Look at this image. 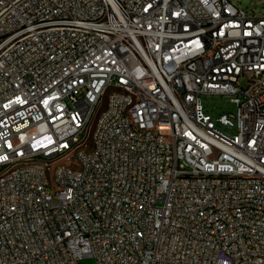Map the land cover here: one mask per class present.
<instances>
[{"label":"built area","instance_id":"obj_1","mask_svg":"<svg viewBox=\"0 0 264 264\" xmlns=\"http://www.w3.org/2000/svg\"><path fill=\"white\" fill-rule=\"evenodd\" d=\"M236 2L0 0V264H264V16Z\"/></svg>","mask_w":264,"mask_h":264},{"label":"rangeland","instance_id":"obj_2","mask_svg":"<svg viewBox=\"0 0 264 264\" xmlns=\"http://www.w3.org/2000/svg\"><path fill=\"white\" fill-rule=\"evenodd\" d=\"M235 4H237V0H231ZM239 5L242 8L249 7L252 9L257 15L264 16V0H239ZM248 81L246 78L242 80V85L246 87ZM205 103H213L215 104V109L210 110L209 112L212 114L220 113V112H229L233 110L232 106H227L225 100L220 98L206 99ZM79 264H95L94 259L92 258H84L80 261Z\"/></svg>","mask_w":264,"mask_h":264}]
</instances>
